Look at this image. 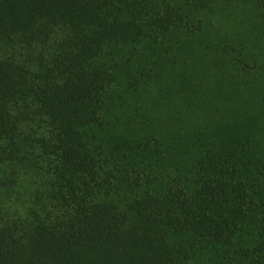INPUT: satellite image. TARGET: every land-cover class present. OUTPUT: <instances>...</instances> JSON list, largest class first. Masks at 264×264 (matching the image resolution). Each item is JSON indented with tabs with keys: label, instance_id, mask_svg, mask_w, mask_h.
Returning <instances> with one entry per match:
<instances>
[{
	"label": "trees",
	"instance_id": "trees-1",
	"mask_svg": "<svg viewBox=\"0 0 264 264\" xmlns=\"http://www.w3.org/2000/svg\"><path fill=\"white\" fill-rule=\"evenodd\" d=\"M0 264H264V0H0Z\"/></svg>",
	"mask_w": 264,
	"mask_h": 264
},
{
	"label": "rangeland",
	"instance_id": "rangeland-1",
	"mask_svg": "<svg viewBox=\"0 0 264 264\" xmlns=\"http://www.w3.org/2000/svg\"><path fill=\"white\" fill-rule=\"evenodd\" d=\"M253 79H254V81L256 82V81H258L259 78L256 77V76H254Z\"/></svg>",
	"mask_w": 264,
	"mask_h": 264
}]
</instances>
